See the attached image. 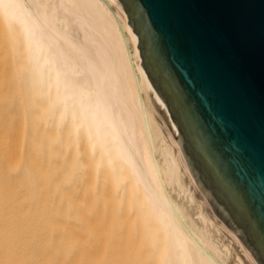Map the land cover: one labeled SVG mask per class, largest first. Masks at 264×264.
I'll list each match as a JSON object with an SVG mask.
<instances>
[{"label": "bare ground", "instance_id": "bare-ground-1", "mask_svg": "<svg viewBox=\"0 0 264 264\" xmlns=\"http://www.w3.org/2000/svg\"><path fill=\"white\" fill-rule=\"evenodd\" d=\"M137 45L119 0H0V57L11 61L27 95L28 133L35 118H44L66 151L70 178H87L93 159L116 186L118 203L125 196L132 206L125 212L138 221L126 231L158 239L163 264H258L199 190ZM23 169L35 199L38 174ZM4 211L0 207V247H31L30 236L19 237L18 221ZM49 211L44 205L39 215L47 221ZM117 214V232L125 231L121 204Z\"/></svg>", "mask_w": 264, "mask_h": 264}, {"label": "water", "instance_id": "water-1", "mask_svg": "<svg viewBox=\"0 0 264 264\" xmlns=\"http://www.w3.org/2000/svg\"><path fill=\"white\" fill-rule=\"evenodd\" d=\"M215 214L264 264V0H119Z\"/></svg>", "mask_w": 264, "mask_h": 264}, {"label": "rangeland", "instance_id": "rangeland-1", "mask_svg": "<svg viewBox=\"0 0 264 264\" xmlns=\"http://www.w3.org/2000/svg\"><path fill=\"white\" fill-rule=\"evenodd\" d=\"M2 58L0 57V207L5 213L10 211L8 216L18 221L16 225L20 232L18 236H30L32 243L31 247L22 248L24 250L0 247L1 264H12L9 260L13 264H163L164 250L158 239L150 238L139 231H126L130 227L136 228L138 221L126 213L133 211L132 206L127 204L125 196L118 203L116 186L109 179L110 176L102 170H97L93 159L88 161V167L95 166L89 167L90 170L95 168L92 173L88 171L90 174L88 177L92 176V180L88 177L82 180L70 178L67 172L66 151L60 144L58 136L55 138L52 135L44 118L37 117L38 121L35 118V129L32 134L28 133L30 105L25 98L27 95L21 87L19 89L20 85L13 73L11 61L9 65V61L6 60L8 63L6 61L4 63ZM22 134L24 139L21 137ZM25 165L38 174L36 202L35 199H31V192L29 188L27 189L23 177ZM7 196L10 197L8 201L4 199ZM33 200L34 204L31 203ZM118 204H121V219L126 232H117ZM44 205L48 211L50 210L51 215L48 212L50 222L46 221L47 217L39 215ZM55 206L56 211L53 209ZM18 231L13 234L17 235ZM16 250L18 252H15ZM11 251L16 255L13 256Z\"/></svg>", "mask_w": 264, "mask_h": 264}]
</instances>
